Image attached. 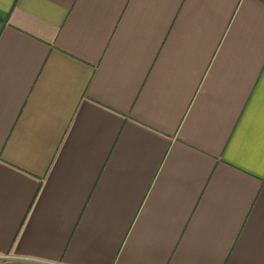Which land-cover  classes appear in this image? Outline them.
<instances>
[{
  "label": "crops",
  "instance_id": "obj_1",
  "mask_svg": "<svg viewBox=\"0 0 264 264\" xmlns=\"http://www.w3.org/2000/svg\"><path fill=\"white\" fill-rule=\"evenodd\" d=\"M0 264H264V0H0Z\"/></svg>",
  "mask_w": 264,
  "mask_h": 264
}]
</instances>
